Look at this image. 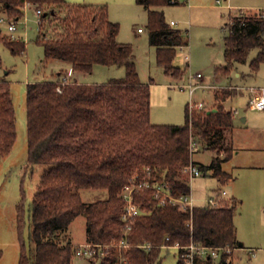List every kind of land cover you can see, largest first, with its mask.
I'll list each match as a JSON object with an SVG mask.
<instances>
[{
	"label": "trees",
	"instance_id": "trees-1",
	"mask_svg": "<svg viewBox=\"0 0 264 264\" xmlns=\"http://www.w3.org/2000/svg\"><path fill=\"white\" fill-rule=\"evenodd\" d=\"M137 2L149 10L150 42L158 48L159 63L167 73L180 74L173 65L176 48L189 41L181 29L167 21L163 9L180 0ZM27 3L43 10L39 41L47 59L69 61L74 71L82 73H91L96 64H125L127 73L103 83L73 79L65 84L59 80L27 84L28 165L44 169L32 202L29 244L24 238V199L18 204L19 264H73L76 246L69 237L60 240L57 236L65 234L81 214L86 216L87 241L112 243L126 238L132 244L122 250L110 247L100 264H161L164 245L177 243L240 247L230 204L182 210L172 203L161 204L152 188L138 189L134 200L142 213L126 231L120 196L126 184L144 180L166 182L174 195L190 193L191 180L184 167L195 163L192 153L197 142L216 152L209 165L199 166L201 170L223 182L231 179L233 175L223 163L234 154L227 138L234 127V112L225 108L224 101L234 92L226 89L221 97L216 93L220 102L215 111H193L187 106L183 124L153 123L150 86L140 81L132 47L118 42L119 25L109 19L105 6L66 0H0V16L20 20ZM228 25L226 63L218 65L215 73L229 74L235 63L247 61L253 48L260 49L251 62L252 70L258 71L264 62V16L232 15ZM0 39L14 53L26 49L25 41L13 40L1 32ZM16 140L15 103L10 81L3 76L0 160L12 151ZM81 188L107 190L108 197L87 203ZM179 251L183 263L185 249ZM226 256L220 264H232ZM90 261L95 263L94 259ZM202 262L214 264L212 258Z\"/></svg>",
	"mask_w": 264,
	"mask_h": 264
},
{
	"label": "rangeland",
	"instance_id": "rangeland-1",
	"mask_svg": "<svg viewBox=\"0 0 264 264\" xmlns=\"http://www.w3.org/2000/svg\"><path fill=\"white\" fill-rule=\"evenodd\" d=\"M71 3H85L94 6H105L109 19L117 22L119 32L117 40L129 44L133 49V58L140 81L150 86L151 91V121L156 124H183L186 118V107L202 101L208 110L215 108L220 100L216 93L226 89L228 82L242 86L264 85V62L258 71H253L251 62L259 53V48H253L246 62L235 63L236 70L231 71L230 78L218 81L215 78V67L224 63L225 39L230 34L229 22L232 15H263L258 11H241L250 3L264 4V0H180L179 4L163 6L166 19L177 23L175 28L181 29L189 43L183 48H176L173 65L181 73L169 74L158 61V48L150 42L149 10L137 0H68ZM24 15L17 22L15 32L8 30V24L1 23L0 32L13 40L26 43L23 53H14L0 39V78L10 81L16 109L17 140L12 151L0 160V264H19L21 255V240L18 229V204L24 199L26 208V226L24 238L30 243L32 229L31 208L34 194L37 191L41 174V165H28V123H27V84L37 81L54 80V75L63 71L69 72V80L92 81L103 83L111 79L126 76L125 64H96L91 73L74 74L69 61L47 59L44 45L39 39L42 34L38 21L37 6L25 5ZM42 7V6H41ZM264 7V6H263ZM159 8V7H156ZM249 10V9H246ZM141 27L144 31H138ZM187 55H189L187 57ZM202 73V78L193 79L191 74ZM196 85L194 91L187 87L189 83ZM200 85L197 86V84ZM217 84L218 86L211 87ZM222 84V86H221ZM224 101V106L235 114L234 123L243 130L237 131L239 141L251 146L224 164L233 175L224 182L202 170L201 175L191 179V192L196 206H205L206 199L218 190H226L228 195L221 204H230L234 208V222L239 239L245 247L232 251V264H264V132L258 130L264 127V110H254L248 106L250 90L242 88L240 93ZM191 108V107H190ZM203 111L193 106V111ZM237 110V113L235 112ZM247 122H242L241 117ZM249 126L251 129H246ZM234 132L227 133L228 141L234 139ZM233 144V143H232ZM234 147V146H233ZM216 152L197 142L194 145L192 158L196 164L209 165ZM225 153L221 154V157ZM82 199L94 202L108 197L107 190L80 189ZM24 196V198H23ZM232 199V200H231ZM86 216L79 215L65 231L57 237L66 240L69 237L76 246L87 240ZM33 245V244H32ZM142 244H140L141 246ZM34 246V245H33ZM253 251L255 254L253 255ZM179 248L164 246L161 253V264L180 263ZM221 258L213 259L214 264H220ZM96 260L94 264H99ZM73 264H93L88 258L75 256Z\"/></svg>",
	"mask_w": 264,
	"mask_h": 264
},
{
	"label": "built area",
	"instance_id": "built-area-1",
	"mask_svg": "<svg viewBox=\"0 0 264 264\" xmlns=\"http://www.w3.org/2000/svg\"><path fill=\"white\" fill-rule=\"evenodd\" d=\"M38 21L39 23L42 22L43 10L38 7ZM19 20L10 19L7 15L0 16V24L5 23L8 24V30L10 32H15L17 29V22ZM177 22L175 20L171 21L172 25H175ZM141 27L138 28V31H142ZM185 45H181L180 47L183 48ZM188 57V56H187ZM1 75V74H0ZM201 72H196L195 74H191V78L193 79H200L202 78ZM60 83L65 84L69 81L67 76H64L62 79L59 80ZM187 87L191 88V91H194L196 85L191 82L187 85ZM59 90L60 87H59ZM193 106L198 107V109H207L206 104L202 101L196 102L195 104H191L190 107L193 109ZM248 106L251 109L255 110H264V87L259 90H253V94L249 99ZM196 144V143H195ZM194 144V145H195ZM184 172L188 173L191 176V179L195 176H199L202 173L201 168L196 163L191 162L189 165L184 167ZM143 188H152L155 197L160 201L161 204L172 203L177 205L182 210H193L195 205V198L192 195V192L181 194V195H174L171 193L169 189V185L166 182H155L151 183L148 180H144L141 182L132 181L126 184L122 191H121V198L124 202V208L122 212V219L126 223V231L130 230L136 220V218L142 213V209L140 205L134 200V192L138 189ZM227 196L226 190H218L212 193L206 199L205 206H220L222 200ZM169 239V237H167ZM117 247L119 250L123 248L130 247V244L126 238L121 239L119 242H112V243H95L86 241L76 245L75 256H83L88 258L89 260H99V264L106 256L107 251L110 247ZM141 246L150 247L151 244H142ZM164 246H174L177 248L185 249V252L182 254L184 258L183 262L188 264H202V259H217L222 258L224 254H227L226 260L230 262L232 260V251L239 247H213V246H204L200 244H196L191 242L187 245H164ZM122 258V257H121ZM197 258L199 260H197ZM122 260H125L122 258ZM117 264V263H116Z\"/></svg>",
	"mask_w": 264,
	"mask_h": 264
},
{
	"label": "crops",
	"instance_id": "crops-1",
	"mask_svg": "<svg viewBox=\"0 0 264 264\" xmlns=\"http://www.w3.org/2000/svg\"><path fill=\"white\" fill-rule=\"evenodd\" d=\"M68 3H71V2H69L68 0H66ZM220 0H218V2H219ZM258 1V0H257ZM71 4H85V3H71ZM27 5H32L31 3H27ZM34 6V5H33ZM264 4H261V3H250L249 5H248V7L246 6V8H240V10L241 11H249V12H252V11H258V12H261V13H263L264 14ZM26 7V6H25ZM246 9H249V10H246ZM173 20V19H172ZM171 20V21H172ZM168 21V20H167ZM169 22V21H168ZM169 23H171V22H169ZM174 26V25H173ZM144 30H142L141 32H143ZM186 46V45H185ZM187 56H189V55H187ZM66 61V60H65ZM226 63V60L224 59V63H221V64H219V65H223V64H225ZM70 64L72 65V63L70 62ZM95 66H97V65H95ZM218 65H216V67H217ZM236 66V65H235ZM235 66L232 68V70H236V75L237 76H241V72L238 70V68L236 67L235 68ZM215 67V68H216ZM231 70V71H232ZM73 73L74 74H79L80 72H76V71H73ZM230 75H231V72L229 73V74H224V75H217L216 73H215V78H216V80H220V81H224V79L225 78H230ZM64 76H67L68 77V79H69V77H73V76H71V74L69 73V72H67V73H64L63 71H59V72H57L55 75H54V80H60V79H62ZM181 76H182V73H181ZM78 80V79H77ZM79 81V80H78ZM230 81L231 82H228L226 85H224V86H226V87H231V88H233V89H236L237 91H236V93L233 95V96H235V95H237L238 93H240V90L242 89V88H246V89H249L250 90V97L252 96V94H253V90H259V89H261V88H263L264 87V85L263 86H253V85H250V86H242V85H238V84H234L233 82H232V80L230 79ZM79 82H82V83H93L92 81H79ZM105 82V81H104ZM198 85H200V83H198L197 84V86ZM214 86H218L216 83L214 84V85H211V87H214ZM221 86H222V84H221ZM229 98H231V97H229ZM228 99V98H227ZM226 99V100H227ZM217 110V108L215 107V108H213L212 110ZM255 110V109H254ZM235 112L237 113V110H235ZM234 118H235V114H234ZM244 118H245V120H244ZM241 120H242V122H247V118L246 117H241ZM239 126H236L235 125V123H234V127L232 128V129H230L229 131H228V133H231V132H234L235 134H234V139H233V146H234V154H235V152L237 153V154H239L243 149H249L251 146H249V145H245V143L243 142V141H239L240 139L236 136L237 135V131L238 130H243L242 128H244V126H240V127H242L241 129L240 128H238ZM248 128H251V127H249V126H246V129H248ZM251 129H255V128H251ZM258 130H260L261 132H264V127H260V128H258ZM233 154V155H234ZM233 157V156H232ZM231 157V158H232ZM230 160V159H229ZM228 160V161H229ZM228 161H225L224 163H223V168L225 169V170H227L225 167H224V164L226 163V162H228ZM198 165V164H197ZM228 171V170H227ZM228 172H230V171H228ZM231 173V172H230ZM232 174V173H231ZM227 195H228V192H227ZM232 200V199H231ZM238 237V236H237ZM239 239V238H238ZM241 242H243V247H245V243H244V241H242L241 239H239ZM87 241V240H86ZM240 248V247H239ZM255 254V252L253 251V255Z\"/></svg>",
	"mask_w": 264,
	"mask_h": 264
},
{
	"label": "water",
	"instance_id": "water-1",
	"mask_svg": "<svg viewBox=\"0 0 264 264\" xmlns=\"http://www.w3.org/2000/svg\"><path fill=\"white\" fill-rule=\"evenodd\" d=\"M215 110H216V109H215ZM215 110H214V111H215ZM210 111H211V110H210ZM210 111H209V112H210ZM244 120H245V118H244ZM243 245H244L243 242H240V247H243Z\"/></svg>",
	"mask_w": 264,
	"mask_h": 264
}]
</instances>
